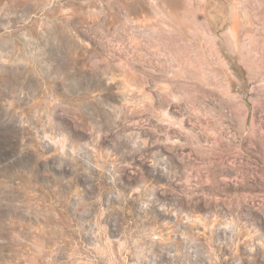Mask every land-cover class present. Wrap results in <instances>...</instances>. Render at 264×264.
Listing matches in <instances>:
<instances>
[{"label": "rangeland", "instance_id": "374dc122", "mask_svg": "<svg viewBox=\"0 0 264 264\" xmlns=\"http://www.w3.org/2000/svg\"><path fill=\"white\" fill-rule=\"evenodd\" d=\"M0 264H264V0H0Z\"/></svg>", "mask_w": 264, "mask_h": 264}]
</instances>
